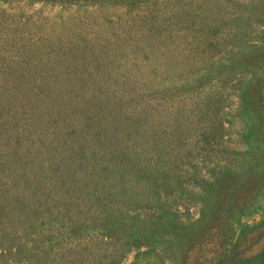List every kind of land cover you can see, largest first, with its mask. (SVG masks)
I'll return each mask as SVG.
<instances>
[{
    "label": "rangeland",
    "instance_id": "374dc122",
    "mask_svg": "<svg viewBox=\"0 0 264 264\" xmlns=\"http://www.w3.org/2000/svg\"><path fill=\"white\" fill-rule=\"evenodd\" d=\"M64 73L84 74L79 84L90 94L109 90L121 98L118 113L130 112L139 132L123 144L130 142L128 150L140 156V166L148 159L146 169L161 168L182 183L184 191L177 185L164 199L175 214L168 221L174 225L164 229L167 240L174 241L171 228L192 232L182 238L190 246L184 256L181 248L166 252L161 243L122 251L95 232L58 235L43 257L46 264H216L240 230L233 220L251 225L263 218L264 0H0V103L13 93L21 122L28 103L62 88L57 78ZM82 86L69 83L66 89ZM84 98L73 111L81 125L91 114ZM12 105H5L9 114ZM0 131V154L29 146L11 127ZM6 156L0 159L9 161L0 174V195L11 192L13 182L26 194L14 173L27 168L18 162L11 174ZM208 197L212 211L201 220ZM22 220L19 210L2 214L0 229L11 231ZM53 226V234L63 232ZM262 230L237 246L240 256L258 253ZM1 239L6 244L7 237ZM0 264H12L8 250L0 248Z\"/></svg>",
    "mask_w": 264,
    "mask_h": 264
},
{
    "label": "trees",
    "instance_id": "16d2710c",
    "mask_svg": "<svg viewBox=\"0 0 264 264\" xmlns=\"http://www.w3.org/2000/svg\"><path fill=\"white\" fill-rule=\"evenodd\" d=\"M83 78L86 77L80 73L72 78L69 73L59 76L57 82L60 81L62 88L43 93L37 102L28 103L29 106L24 108L26 118L21 122L18 119L23 112L12 101L15 98L13 93H7L0 103V127H11V131H15L14 137L22 134L29 141V146L21 151L19 146H14L9 155L0 154V159L11 156V174L19 167H13L18 162L28 170L14 173L19 175L26 194L17 192V184L13 182L9 184L10 189L14 188L13 192L5 189L3 194L7 195H0L3 203H10L6 208L7 204L2 206L0 202V217L19 210L24 218L17 223L23 236L18 234L19 230L16 232L19 226H14V222L8 232L3 225L0 248L8 250L12 264H46L43 257L58 235L62 238L71 233L83 237L95 232L106 236L109 244L118 243L117 246L114 244L117 250L123 251L127 245L155 246L161 243L166 252H170L171 247L172 253L177 250L175 248H181L184 256L190 246L186 247L182 238L186 241L192 230L182 229L179 233L171 228L174 241L172 238L167 240L164 233L166 225L173 223L168 221L175 217L172 207L164 199L170 197L177 185L182 188L179 177L154 166L146 169L148 159L142 162L143 166L138 164L140 156L134 149L128 150L130 142L123 144L122 140L132 139L134 135L139 138L135 118L124 109L123 113H118L121 98L111 96L109 90L104 94H90L79 84ZM69 83L82 87L66 89ZM83 96L84 101L87 97L85 105L91 114L84 117L87 122L81 125L82 120H78L73 111L74 104ZM52 101L54 104H50ZM11 104L13 111L9 114L5 105ZM76 117L78 121L74 123ZM63 122L69 123L66 128L61 124ZM36 125H39L37 132L40 130L37 134L34 131ZM146 130L147 127L143 128L141 133H147ZM84 139H88L87 145ZM145 149L142 151H147ZM7 165V159L0 161V174ZM167 177L174 179L175 183L169 182ZM206 203L202 205L206 208L200 209L201 220L212 211L209 197ZM142 208H147L148 213L141 215ZM233 221L241 226L240 230L235 241L221 251L216 264H264V244L258 253L249 256H240L236 251L252 231L263 229L264 232V216L251 225L240 223L239 218ZM53 225L60 226L63 232L53 234ZM208 227L203 226V229ZM233 233L234 224L228 229V235L233 236ZM1 236L7 237L6 244L1 243ZM41 239L43 244H37ZM178 241L183 244L179 245Z\"/></svg>",
    "mask_w": 264,
    "mask_h": 264
}]
</instances>
